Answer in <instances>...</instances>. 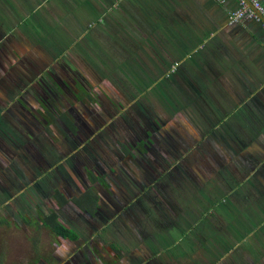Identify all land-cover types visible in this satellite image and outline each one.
Masks as SVG:
<instances>
[{
  "label": "rangeland",
  "instance_id": "1",
  "mask_svg": "<svg viewBox=\"0 0 264 264\" xmlns=\"http://www.w3.org/2000/svg\"><path fill=\"white\" fill-rule=\"evenodd\" d=\"M41 23L36 25L39 26L38 29L31 28V24L16 28L11 24L13 28L0 31V40L29 42L32 50L36 46L39 53L46 55L50 60L49 66H55L56 70L65 73L68 71L70 75L85 72L93 80L103 82L102 85L110 94H117L116 97L127 105V108L115 112L112 119L105 118L107 123L100 124L96 133L85 132L80 136L81 141L77 138L80 142L68 148L64 163L70 164L75 156L77 162L79 152L80 162L91 164L98 175L97 168L101 159H105V154L113 156L111 150L108 151L107 147L103 146L102 158L90 156L99 144L98 135L103 133L110 123L119 124L116 129L123 132L121 119L133 116L132 107H135L136 101H142L150 115H165L170 120L168 126L178 134V146L181 148L178 155H173L176 163L172 164L171 170L165 169L162 182L157 180L160 175L155 180L139 182L140 175L136 170L141 169L133 166L131 169L134 170L133 176L137 182H132L131 174L121 173V178L117 176V186L128 199L121 207L122 210L131 208L132 225L128 219H122L126 226L121 225V216L114 213L109 219L98 224L99 226H92L70 209L65 211L68 226L73 227L75 223H79L82 228L76 230L88 237L90 225L93 228L95 243L116 244L122 247L128 261H120L118 264H264V253L259 249L256 253L251 250L255 245L260 246L264 252V222L252 220L263 219L261 212L264 210L255 209L252 204L255 199L249 203L246 197V192L249 191V175L243 167L246 163L250 166L256 163L255 154L250 156L252 158H243L246 156L243 150H248L249 144L255 141L254 137L256 141L259 136L264 137V132H260L264 123L263 107L260 106L263 111L259 108L248 111L249 114L243 117V124L230 127L216 124L223 116L231 117L234 111H223V116L220 115L217 120L218 115L213 119L212 111L197 107V101H193L195 88L191 86V81L193 82L192 75L196 76L197 71L196 53L187 57L184 63H160L161 66L170 64L167 71L157 65L158 61H144L141 60L142 56L135 54L130 56V47L127 44L117 45V41L122 44V40L120 37L117 41L115 38L113 40L110 36V33H113L111 30L109 36H104V32L97 33L92 28L56 29V24ZM3 26L5 27V23ZM173 68L176 69L174 72ZM18 74L22 77L21 71ZM171 75L174 80H168ZM35 84L40 90L43 87L39 79ZM31 85L32 82L27 83L23 78L16 86L19 88L17 95L25 97L28 94V102L34 107L30 98ZM145 118H148L147 114ZM211 121L213 123L210 124ZM236 126L238 131L235 130ZM171 145L172 143L169 144ZM224 149L227 150L225 154ZM160 154L161 157H150L148 161L153 170L165 164L162 160V156L166 157L165 152L160 151ZM88 155L89 158L85 159ZM69 171V166H63L61 171L52 174L55 179H62L65 187L71 191L73 185L64 179ZM195 172L197 173L194 175ZM19 175L20 173L14 174L8 181H25L20 179ZM37 177L40 185L45 182L43 187L52 182L48 174H38ZM103 187L107 188L105 185ZM118 206L120 209V205ZM108 230L110 232L104 235ZM132 230L136 237L131 236L134 235L130 233ZM129 233L130 236L127 235ZM46 234L44 233L43 238ZM11 235L15 240L16 249L23 251L26 248L23 236L20 233ZM142 249H145L147 256H143ZM128 251H135L136 254L131 255Z\"/></svg>",
  "mask_w": 264,
  "mask_h": 264
},
{
  "label": "flooded vegetation",
  "instance_id": "2",
  "mask_svg": "<svg viewBox=\"0 0 264 264\" xmlns=\"http://www.w3.org/2000/svg\"><path fill=\"white\" fill-rule=\"evenodd\" d=\"M22 42L0 40V264L125 263L128 257L124 256L122 247L98 245L93 241L90 225L88 237L76 230L82 228L79 223L68 226L65 211L72 209L92 226H99L114 213L121 216V225L126 224L124 219L132 225L131 208L121 207L128 199L117 186V176L131 174L132 182H137L133 166L141 169L136 170L139 182L155 180L158 175L161 177L157 180L161 181L164 172L176 163L174 156L181 152L178 134L169 128L170 120L165 115H150L142 101H136L133 116L121 119L123 132L116 129L119 124L110 123L98 135L99 144L90 156L102 158V146L113 154H105V159H101L98 175L91 164L80 162L79 152L77 162L75 156L70 164L64 163L68 148L77 145L81 135L96 133L100 124L107 123L105 118L112 119L115 112L127 105L117 94H110L103 82L93 80L85 72L70 75L68 71L56 70L36 46L32 50L29 42ZM23 78L27 83L32 82L29 88L34 107L28 102V94L17 95L16 86ZM37 79L43 84L41 90L35 84ZM170 79L174 80L173 75ZM160 151L166 156H162L163 170H153L148 161L150 157L158 158ZM63 166H69L64 179L73 185L72 192L62 179L53 177L52 173L61 171ZM19 173V178L25 181H8ZM38 174L50 175L52 182L43 187L45 182L40 185ZM12 233H20L25 239L23 251L16 249ZM44 233L47 234L43 238ZM142 250L143 256H147L145 249ZM134 254L135 251L131 253Z\"/></svg>",
  "mask_w": 264,
  "mask_h": 264
},
{
  "label": "crops",
  "instance_id": "3",
  "mask_svg": "<svg viewBox=\"0 0 264 264\" xmlns=\"http://www.w3.org/2000/svg\"><path fill=\"white\" fill-rule=\"evenodd\" d=\"M237 8V0H0V30L28 24L38 29L41 22L56 24V29L92 28L104 36L111 30L113 40H122L117 45L130 47V56L158 61L167 71L170 64L160 63H184L196 53L192 99L197 107L212 111L213 119L218 115V120L223 111H234L216 123L230 127L243 124L248 111L264 109V24L244 21L231 26L229 15ZM253 139L243 150V158L254 154L257 158L251 166L243 162L249 175L246 197L249 203L255 199V209L264 210V137ZM252 220L264 222V218ZM251 248L264 253L260 246Z\"/></svg>",
  "mask_w": 264,
  "mask_h": 264
},
{
  "label": "built area",
  "instance_id": "4",
  "mask_svg": "<svg viewBox=\"0 0 264 264\" xmlns=\"http://www.w3.org/2000/svg\"><path fill=\"white\" fill-rule=\"evenodd\" d=\"M225 3V0H218ZM238 8L229 15V24L236 26L244 21H254L264 24V0H237ZM176 69L173 68L172 72Z\"/></svg>",
  "mask_w": 264,
  "mask_h": 264
},
{
  "label": "trees",
  "instance_id": "5",
  "mask_svg": "<svg viewBox=\"0 0 264 264\" xmlns=\"http://www.w3.org/2000/svg\"><path fill=\"white\" fill-rule=\"evenodd\" d=\"M56 229H58L59 230V228L58 227H56ZM64 229V228H63ZM66 232H68V230H66V229H64ZM72 236H73V233H70Z\"/></svg>",
  "mask_w": 264,
  "mask_h": 264
},
{
  "label": "water",
  "instance_id": "6",
  "mask_svg": "<svg viewBox=\"0 0 264 264\" xmlns=\"http://www.w3.org/2000/svg\"><path fill=\"white\" fill-rule=\"evenodd\" d=\"M249 3V0H246Z\"/></svg>",
  "mask_w": 264,
  "mask_h": 264
}]
</instances>
